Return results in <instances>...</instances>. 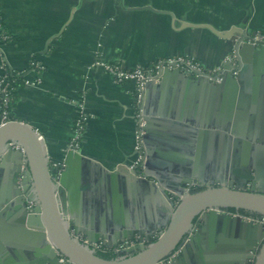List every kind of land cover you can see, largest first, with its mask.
<instances>
[{
    "label": "crops",
    "instance_id": "1",
    "mask_svg": "<svg viewBox=\"0 0 264 264\" xmlns=\"http://www.w3.org/2000/svg\"><path fill=\"white\" fill-rule=\"evenodd\" d=\"M0 19V76L19 72L22 79L31 80L36 72L30 62L44 67L40 84L21 80L17 85L11 114L42 136L50 166L63 164L65 170V148L83 104L81 157L71 161L69 170L76 188L71 209L83 231L107 242L99 236L104 230L122 225L139 228L146 220L160 225L164 209L130 174L138 157L134 86L116 83L94 62L117 61L133 68L163 57L188 55L215 67L229 53L231 40L207 27L187 24H208L220 31L243 24L248 32H264V0H5ZM260 76L264 87L263 64ZM147 90L142 102L149 95V106L152 103L159 111L178 110L185 97L184 86L173 81L163 89L150 88L148 94ZM189 98L188 93L187 104ZM262 117L258 125L264 132ZM156 129L155 141L147 146L150 151L143 150L148 170L155 173L173 174L172 167L193 164L202 168L206 179L202 183L208 184L224 179L218 170L221 165L244 160L264 163L252 144L232 141L228 153L223 136L192 134L166 123ZM120 165L126 170L117 171ZM161 180L170 181L164 176ZM164 228L162 224L161 231ZM243 238L230 225L208 223L202 239L165 264L174 260L176 264H240ZM19 243L15 222L0 216V261L28 264V250L20 249ZM256 250L255 246L247 254Z\"/></svg>",
    "mask_w": 264,
    "mask_h": 264
},
{
    "label": "water",
    "instance_id": "2",
    "mask_svg": "<svg viewBox=\"0 0 264 264\" xmlns=\"http://www.w3.org/2000/svg\"><path fill=\"white\" fill-rule=\"evenodd\" d=\"M187 25L204 26L218 36L229 38L236 63H221L222 79L216 83L207 77L192 78L178 68H164L157 82H148L146 90L163 89L170 81L183 85L185 97L182 108L170 112L168 109L159 111L152 103L149 106V95L141 101L142 150L150 151L147 146L155 141L158 124L166 123L192 134L223 136L228 142V153L232 141L255 145L259 157L263 158L264 132L258 123L261 115L264 122V87L260 76L264 44L255 41L256 31L248 32L243 24L224 31L208 24ZM245 122L248 125H243ZM65 151L66 168L54 177L42 136L30 124L13 119L0 124V216L15 222L20 240L17 246L28 250V264H61L59 254L76 264H161L173 253H177L176 259L185 255L202 239L206 225L212 222L230 225L243 235L240 264H264V223L244 220L238 212L225 213L228 209L245 210L264 218V163L244 160L240 164L221 165L218 170L224 173V180H211L194 191H186L191 182L206 181L200 166L177 165L172 167L173 174L161 170L152 172L147 162L135 166L130 174L137 177L155 203L163 207V220L160 225L146 220L139 228L122 225L104 230L105 234L99 236L106 239L104 243L109 246L135 235L150 241L122 250L114 258H105L80 241V233L89 241H97L98 236L83 231L74 220L71 201L76 188L70 183L69 170L71 161L81 156L69 146ZM244 152L247 153V149ZM124 167L120 165L116 169L125 171ZM162 176L169 178L168 184H163ZM179 196L176 204L174 198ZM29 201L33 203L31 206H28ZM162 224L165 228L161 231ZM156 231L161 233L153 240ZM255 246L256 252L247 254ZM0 264L20 262L0 261ZM168 264H176V261Z\"/></svg>",
    "mask_w": 264,
    "mask_h": 264
},
{
    "label": "built area",
    "instance_id": "3",
    "mask_svg": "<svg viewBox=\"0 0 264 264\" xmlns=\"http://www.w3.org/2000/svg\"><path fill=\"white\" fill-rule=\"evenodd\" d=\"M4 38H7V35H3ZM254 40L264 44V32L256 31L254 35ZM230 62L235 64V55L234 51L231 48L229 53L223 58V60L215 67L209 68L204 64L196 60L195 58L188 55H178L172 57H163L155 62H152L148 65H137L133 68H125L120 62L117 61H105L97 60L94 62V65L99 66L103 71H105L112 79L118 84H124L131 82L134 86V102H135V113L134 120L136 125V143L135 151L138 153V157L135 160L134 166H142L145 162V156L142 150L143 146V125L144 119L141 113V101L145 85L150 81H158L160 72L164 68H178L182 73L188 75L192 78L198 77H207L209 81L216 83L220 82L222 79L223 68L221 63ZM31 70L36 72V75L33 79H22L20 76L21 73L17 72L13 75H4L0 76V124L12 120L10 118L11 113V103L14 97L15 83L16 80L20 77L25 84L37 85L41 83V72L44 67L38 62H30ZM233 74H236V70L233 71ZM86 120V114L83 110V104H79L78 113L74 123V133L72 139L70 140L68 146L74 150H78V141L82 137L83 124ZM53 171V176L57 177L60 172L63 170V164H54L51 166ZM205 184H198L196 182H191L186 191H194ZM180 197L174 198L175 203L177 204L180 200ZM33 203L28 202V206H31ZM227 215L238 214L232 210L225 211ZM244 220H251L253 222L264 223L263 217H256L253 215L242 214ZM197 223V221L195 222ZM195 229V227L193 228ZM161 231L155 232L153 234V240L160 235ZM80 241L83 245L88 246L91 250L95 251L98 254H114L118 256L120 251L125 250L129 247L136 246L138 244H149L150 241L146 238H140L139 236H134L133 238H126L116 245L109 246L104 243L103 240L89 241L83 236H80ZM173 253L172 255H174ZM163 260L161 264H165L168 259ZM58 261L61 264H76L66 258L63 254L58 255Z\"/></svg>",
    "mask_w": 264,
    "mask_h": 264
},
{
    "label": "trees",
    "instance_id": "4",
    "mask_svg": "<svg viewBox=\"0 0 264 264\" xmlns=\"http://www.w3.org/2000/svg\"><path fill=\"white\" fill-rule=\"evenodd\" d=\"M4 1L5 0H0V6L4 3ZM0 21H1V19H0ZM10 39V38H9ZM8 40V39H7ZM21 78L19 77L17 80H16V83H15V88L17 87V85H19L20 83H21ZM14 93H15V90H14ZM11 107V106H10ZM10 118L12 119V114L10 113ZM231 210H233V209H231ZM253 216H256L255 214H253ZM257 217V216H256ZM259 217H261V216H259ZM99 255H101V256H103V257H105V258H114L115 257V255L114 254H110V253H107V254H99Z\"/></svg>",
    "mask_w": 264,
    "mask_h": 264
},
{
    "label": "flooded vegetation",
    "instance_id": "5",
    "mask_svg": "<svg viewBox=\"0 0 264 264\" xmlns=\"http://www.w3.org/2000/svg\"><path fill=\"white\" fill-rule=\"evenodd\" d=\"M224 180V179H223ZM250 187L248 186V189H249ZM229 211L231 210V209H228ZM232 211H234V212H238V213H241V214H248V215H253V214H251V213H249V212H247V211H245V210H232Z\"/></svg>",
    "mask_w": 264,
    "mask_h": 264
}]
</instances>
